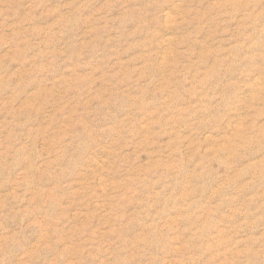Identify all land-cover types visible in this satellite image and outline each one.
<instances>
[{"label": "rangeland", "instance_id": "374dc122", "mask_svg": "<svg viewBox=\"0 0 264 264\" xmlns=\"http://www.w3.org/2000/svg\"><path fill=\"white\" fill-rule=\"evenodd\" d=\"M0 264H264V0H0Z\"/></svg>", "mask_w": 264, "mask_h": 264}]
</instances>
